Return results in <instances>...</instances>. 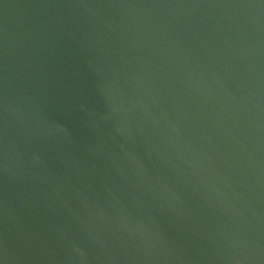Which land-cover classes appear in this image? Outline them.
<instances>
[{
    "label": "water",
    "instance_id": "obj_1",
    "mask_svg": "<svg viewBox=\"0 0 264 264\" xmlns=\"http://www.w3.org/2000/svg\"><path fill=\"white\" fill-rule=\"evenodd\" d=\"M0 264H264V0H0Z\"/></svg>",
    "mask_w": 264,
    "mask_h": 264
}]
</instances>
